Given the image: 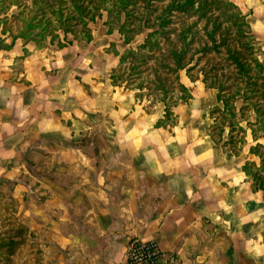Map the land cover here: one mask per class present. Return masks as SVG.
<instances>
[{
	"label": "crops",
	"instance_id": "obj_1",
	"mask_svg": "<svg viewBox=\"0 0 264 264\" xmlns=\"http://www.w3.org/2000/svg\"><path fill=\"white\" fill-rule=\"evenodd\" d=\"M94 38L0 49V203L67 247V264H125L134 239L166 264H264V193L242 170L263 140L247 128L238 154L215 145L210 95L186 76L200 93L157 126L161 108L112 83L118 56Z\"/></svg>",
	"mask_w": 264,
	"mask_h": 264
},
{
	"label": "trees",
	"instance_id": "obj_2",
	"mask_svg": "<svg viewBox=\"0 0 264 264\" xmlns=\"http://www.w3.org/2000/svg\"><path fill=\"white\" fill-rule=\"evenodd\" d=\"M6 1L0 0V49L19 47L23 55L28 54L29 47L50 44L62 48L73 39L90 41L89 23L99 17V11H106V33L115 30L123 47L121 52L111 50L118 56V63L110 79L124 90H136L135 97L146 111V102L161 104L162 117L157 126L174 124L173 107L191 98L190 90L180 81L181 71L191 82L200 80L206 91L215 90L214 104L205 111L209 120L213 110H219L225 118L211 121L207 134L215 145L234 155L245 143L247 128L253 139L263 140L248 149V153L259 158V165L246 160L242 170L253 189L264 193V60L256 55L260 50L247 21L249 12L231 0H31V13L26 7L18 9L19 0H9L14 2L11 5ZM12 6L18 12L13 9L7 13ZM9 22H19L17 31ZM200 23L202 27L198 29ZM137 34H143V38L132 46ZM109 48H114V43ZM211 53L222 58L213 64L207 57ZM215 68L219 69L215 72ZM226 70H231L234 77V91L220 79ZM252 70L256 73L250 74ZM252 92L257 93L255 100L249 97ZM239 100L243 103L236 108L234 104ZM245 107L252 111L253 121L248 115L243 116ZM240 121H245L246 127ZM215 124L217 132L213 130ZM225 127L227 136L222 139ZM235 129L237 137L232 134Z\"/></svg>",
	"mask_w": 264,
	"mask_h": 264
},
{
	"label": "rangeland",
	"instance_id": "obj_3",
	"mask_svg": "<svg viewBox=\"0 0 264 264\" xmlns=\"http://www.w3.org/2000/svg\"><path fill=\"white\" fill-rule=\"evenodd\" d=\"M232 2L236 3L244 12H249V15L247 17V21L249 23V26L251 28V32L255 36L256 39V48L259 50L264 46V0H231ZM6 3H10V5L14 2L7 0ZM19 3L18 9H23L22 7L28 8L27 11L30 13L32 12V7H29L31 5V0H19L17 1ZM160 4V3H159ZM14 9L15 12H18V9L16 10L15 6L10 7V9L7 10V13H10ZM107 19V12L104 10L99 11V17H96V19L89 23V28L91 31V34L96 37L94 40L96 41L94 45L97 46H104L106 45L107 50H113L116 49L118 52H121L123 50V47H121V37L119 34L114 30L112 33L107 34L106 31L108 29V25L105 23V20ZM193 18L189 19L188 22H191ZM176 21V20H175ZM19 23V22H18ZM18 23L12 24L9 22L10 27H12L13 31L16 30V25ZM177 25V23H176ZM202 23H200L197 28L201 29ZM69 39H72V35L68 34ZM48 38V37H47ZM47 38L45 41H47ZM143 38V34H137L135 36V41L132 46L138 44L141 42ZM80 40V39H79ZM114 43V48H109V44ZM14 53L20 54L19 51H14ZM199 54H196L198 56ZM258 55V58L261 60L263 56L262 52L256 53ZM207 57L211 59L213 64L217 63L222 56H219L217 54L211 53L208 54ZM201 60H206V57ZM219 68H215V72ZM231 70H226L223 72L222 77L220 79L223 80L224 83L229 84L228 88L230 91L233 90L232 81L234 79L232 72L230 74ZM147 71H145L142 75L146 74ZM194 73V71H193ZM256 73L255 70H252L250 74ZM180 76L182 79L186 78L184 75V71L180 72ZM197 81V80H196ZM200 81V80H198ZM201 82V81H200ZM216 82H219L217 79ZM239 82V81H238ZM199 83V82H198ZM259 84L260 82L257 80L256 82ZM200 84V83H199ZM199 84L189 85V89L192 91V93H200L199 90ZM239 84V83H238ZM234 91V90H233ZM207 94L210 95V105L214 104V95L215 90H212L210 92H207ZM257 93L252 92L249 97L252 98V100L256 99ZM155 98V97H154ZM152 100V99H151ZM150 100V101H151ZM208 101V98H206ZM155 101V99L153 100ZM212 101V102H211ZM156 102V101H155ZM151 102L146 104L149 107V110L154 109H160L161 104ZM242 101H237L234 105L236 108H239L242 104ZM180 102L177 104L179 105ZM176 105V106H177ZM206 109L209 110V107H207V103L205 106ZM247 107H245V110L243 111V116L248 115L249 117H252V111L247 110ZM179 109H175V111H178ZM225 114L220 113L219 110H213L212 117H210V121L214 122H220L221 119L225 118ZM214 118V119H212ZM228 123H225V126ZM216 125V124H215ZM214 125V132H217L218 128L216 125L215 128ZM240 125L243 127H246L245 121H240ZM212 130V129H211ZM227 127H225L224 131L222 132V139L226 138L227 136ZM233 135L236 137L239 136V133L235 130H233ZM215 139H217V136H214ZM1 210H0V264H67V247H60L56 245L53 242L52 235L49 233L48 230L42 229V230H28L26 228H22L23 224L21 219L12 212L11 209L14 206H12L10 203H8V206H3L2 203H0ZM19 231L18 233H16Z\"/></svg>",
	"mask_w": 264,
	"mask_h": 264
},
{
	"label": "built area",
	"instance_id": "obj_4",
	"mask_svg": "<svg viewBox=\"0 0 264 264\" xmlns=\"http://www.w3.org/2000/svg\"><path fill=\"white\" fill-rule=\"evenodd\" d=\"M125 264H166L158 243L134 239L126 249Z\"/></svg>",
	"mask_w": 264,
	"mask_h": 264
}]
</instances>
